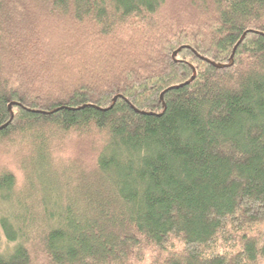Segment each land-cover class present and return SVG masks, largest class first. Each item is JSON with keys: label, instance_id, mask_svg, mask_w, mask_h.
<instances>
[{"label": "trees", "instance_id": "trees-1", "mask_svg": "<svg viewBox=\"0 0 264 264\" xmlns=\"http://www.w3.org/2000/svg\"><path fill=\"white\" fill-rule=\"evenodd\" d=\"M263 223L264 0H0V264H264Z\"/></svg>", "mask_w": 264, "mask_h": 264}, {"label": "rangeland", "instance_id": "rangeland-1", "mask_svg": "<svg viewBox=\"0 0 264 264\" xmlns=\"http://www.w3.org/2000/svg\"><path fill=\"white\" fill-rule=\"evenodd\" d=\"M262 226H263V229H264V223L262 224Z\"/></svg>", "mask_w": 264, "mask_h": 264}, {"label": "water", "instance_id": "water-1", "mask_svg": "<svg viewBox=\"0 0 264 264\" xmlns=\"http://www.w3.org/2000/svg\"><path fill=\"white\" fill-rule=\"evenodd\" d=\"M161 97H163V93H161Z\"/></svg>", "mask_w": 264, "mask_h": 264}]
</instances>
